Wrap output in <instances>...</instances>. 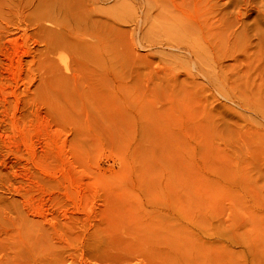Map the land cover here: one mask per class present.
<instances>
[{
	"label": "rangeland",
	"instance_id": "1",
	"mask_svg": "<svg viewBox=\"0 0 264 264\" xmlns=\"http://www.w3.org/2000/svg\"><path fill=\"white\" fill-rule=\"evenodd\" d=\"M23 1L0 0L2 27ZM104 2L12 31L35 80L4 81L18 95L0 101V264H264V0H213L223 51L200 63L164 44L145 0Z\"/></svg>",
	"mask_w": 264,
	"mask_h": 264
},
{
	"label": "bare ground",
	"instance_id": "2",
	"mask_svg": "<svg viewBox=\"0 0 264 264\" xmlns=\"http://www.w3.org/2000/svg\"><path fill=\"white\" fill-rule=\"evenodd\" d=\"M21 1V0H20ZM29 2V4L30 5H27V3H24V1L22 2V3H24L26 6H31V7H28V9H27V11H24V10H21L20 9V7L19 8H17L18 6V4H19V2L18 3H16L17 5H15V7L17 8H9V9H14L12 12L13 13H10L11 12V10H9V11H7V12H9L10 14L8 15V17L7 16H3L4 18H7L8 20H9V22H6L5 24H7L8 26L10 25V27H14L13 29L14 30H11V28L10 27H8L7 25H5L4 23V26L2 27L1 26V23H0V59H4L3 60V67H1L0 68V95H1V97H0V101H1V103H2V106H4L5 105V107L7 106V103H8V106H9V104H11L12 102H10L9 103V99H11V98H9V97H13L14 96V94H15V96L11 99V100H15L16 99V96L18 95H16V93H15V91L14 90H11V89H13V87L11 88V86L10 85H7L5 82H8L9 84H11V83H13L12 81H16V80H20V81H22V80H24V78H26L25 76H29V74L32 76V81L33 80H35V73H34V71L31 69V68H28V73H26L25 74V71L24 70H22L23 68H24V65H23V61H25L24 59H26L25 58V56H29V54H30V52H29V50L26 48V47H24L23 46V44L21 43L22 41L19 39V37L17 36H15V37H13L12 35V31H19L20 30V27L22 28V26H26L27 27V25H33V26H38V27H36V28H41V27H43V25L45 24V23H48V24H59V23H61V22H63L64 21V25L63 26H65L66 28H68L67 26V24L69 23V21L67 22V24H66V16H67V14H66V12H68L67 10L69 9V8H72L73 6H75L74 8H76L77 6H76V3H78V2H80V3H82L83 5V7L82 8H84L85 6H86V8H89L88 6H90V8L93 6V4L95 5V4H98V3H102V5H103V2L104 1H106V0H47L48 2L50 1V3H52L51 4V6L49 7V8H46V9H44L45 8V5H43V4H50V3H42L40 0H38V2H37V0H36V2L37 3H35V1H33V5H31V0H28ZM125 1V0H124ZM128 1V0H127ZM146 1V5H150L151 6V8H153V9H155V10H153L152 9V11L154 12H156V14H155V12H154V14H155V16H154V18L156 19V22H159L160 23V19H162L163 21L162 22H166L165 23V28H166V25L167 26H169V28L164 32V34H162L161 36V38H163V37H165V35H166V33L168 34L167 35V38L169 39V41H167V42H165L166 40H168V39H166V38H163V39H165V41H164V44L166 43V45L168 46V44H169V46L171 47V48H174V49H176V50H178V51H185L184 53H185V55L188 53V55H186L187 57L189 56V54L190 55H194L195 56V60H197V58L198 57H201L202 55H203V53H205V52H207V53H210V55L211 54H214V53H217V51L218 50H222V49H220V48H217L216 49V47H215V44H214V51H213V49L209 46V42H212V40L213 41H215V40H217V39H220L222 36H224L225 35V30H226V26H225V22H224V20H222L223 21V23H222V21H220V19L223 17L222 16V14L221 15H219V13H221V12H219L218 14H215V13H212V14H209L210 12L209 11H211L210 9L211 8H214V5H215V3H213V0L211 1V0H167V4H165V5H163V4H161L158 0H145ZM156 1H158V2H156ZM25 2H27V0H25ZM54 2V3H53ZM143 2H144V0H143ZM209 2H212V4H210ZM217 2V1H216ZM247 2V1H246ZM105 3V2H104ZM107 3V2H106ZM120 3V2H119ZM250 3V2H249ZM15 4V3H14ZM20 4H21V2H20ZM145 4V3H144ZM25 5H23L24 7H25ZM46 5V6H47ZM99 5V4H98ZM236 5V4H235ZM239 5V4H238ZM14 6V5H13ZM67 7V9H65V7ZM100 7H103V6H101V4L99 5ZM121 6V5H120ZM120 6H117L116 8H118V7H120ZM219 6V5H218ZM225 6V5H224ZM232 6V5H231ZM235 7V6H234ZM238 7V6H237ZM21 8L23 9V7L21 6ZM26 8V7H25ZM80 8H81V5H80ZM79 8V6H78V10L80 9ZM81 8V9H82ZM94 8H99V7H97V5H96V7L94 6ZM215 8H217V6L215 7ZM221 8V7H220ZM236 8V7H235ZM234 8V9H235ZM255 8V7H254ZM85 9V8H84ZM84 9H82V11L84 10ZM103 9V8H102ZM102 9H98L99 11L97 12V10L95 11L96 13H99L100 12V19H99V21L100 22H103L104 20L103 19H106V18H102V16L104 17V13H105V9L104 10H102ZM147 9V8H146ZM218 9V8H217ZM216 9V10H217ZM29 10V11H28ZM77 10V9H76ZM93 10V9H92ZM91 10V11H92ZM213 10V9H212ZM229 10V9H228ZM246 10V9H245ZM46 11V12H45ZM75 11V9L73 10V12ZM82 11L80 12V13H82ZM94 11V10H93ZM102 11H104V13L102 12ZM151 11V10H150ZM215 11V10H214ZM213 11V12H214ZM235 11V10H234ZM256 11V10H255ZM6 12V13H7ZM27 12V14H28V16L27 15H25V13ZM61 12H63V15H61ZM83 12H85V11H83ZM89 12L90 11H88V13H87V15L89 14ZM236 12V11H235ZM22 13H24V15H21ZM77 13V12H76ZM76 13L74 14V15H76ZM103 13V15L101 16V14ZM237 13V12H236ZM235 13V14H236ZM4 14V13H3ZM69 14L71 15V13L69 12ZM78 14V13H77ZM84 15L86 14V13H83ZM82 14V15H83ZM93 14V13H92ZM230 14V13H229ZM246 14V13H245ZM5 15H7V14H5ZM80 15V14H79ZM91 15V14H90ZM98 15V14H97ZM30 16V17H29ZM92 17H93V15H91ZM143 16V15H142ZM220 16H222V17H220ZM235 16V15H234ZM239 16H240V14H239ZM68 17H69V15H68ZM72 17H74V16H71V18ZM79 17V16H78ZM82 17V16H81ZM84 17V16H83ZM85 17H87L86 15H85ZM89 17V16H88ZM94 17H95V15H94ZM99 17V15L97 16V18ZM240 17H242V16H240ZM70 18V17H69ZM68 18V19H69ZM74 18H76V17H74ZM96 18V17H95ZM94 18V19H95ZM96 18V19H97ZM142 18V17H141ZM153 18V19H154ZM225 18V17H224ZM1 19V18H0ZM78 19V18H77ZM82 19V18H81ZM86 19V21H88L87 20V18H85ZM154 19V20H155ZM3 22H4V20H6V19H1ZM70 20V19H69ZM72 20H75V19H73L72 18ZM98 20V19H97ZM143 20H144V18H143ZM159 20V21H158ZM233 20H234V17H233ZM76 21V20H75ZM78 21H79V19H78ZM94 21V20H93ZM96 21V20H95ZM106 21V20H105ZM236 21V20H235ZM240 21V20H239ZM239 21H237V22H239ZM1 22V21H0ZM90 22H92V21H90ZM236 22V24H238ZM254 22H255V20H254ZM254 22H253V25H254ZM77 23V22H76ZM155 23V22H154ZM154 23L152 24V26L154 25ZM228 23V22H227ZM257 23V22H256ZM2 24V25H3ZM72 24H74V22H72ZM78 24V23H77ZM99 24V23H98ZM161 24V23H160ZM160 24H159V26H160ZM228 24H230V23H228ZM29 25V26H30ZM67 25V26H66ZM70 26H71V23L69 24ZM102 25H103V23H102ZM163 26H164V23L162 24ZM235 25V24H234ZM241 25V24H240ZM44 26H46V25H44ZM154 26H156V25H154ZM216 26H222L223 28L225 27V30H223L224 31V35L221 33V31H220V33L217 31V27ZM48 27V26H47ZM53 27L55 28V26L53 25ZM228 27V26H227ZM254 27H256V25L254 26ZM253 27V28H254ZM27 28H29V27H27ZM39 28V29H40ZM44 28V27H43ZM56 28H60V27H58V26H56ZM156 28V27H155ZM161 28V30H162V26L161 27H159V29ZM164 27H163V30L165 29ZM242 28V27H241ZM261 28V27H260ZM259 28V29H260ZM51 29V28H50ZM49 29V30H50ZM62 29H64V28H62ZM70 29V28H69ZM228 29V28H227ZM240 29V28H239ZM22 30H23V32H25L26 30H25V27H24V29H21L20 31L22 32ZM25 30V31H24ZM47 30V29H46ZM45 30V31H46ZM48 30V31H49ZM52 30V29H51ZM60 30V29H59ZM67 30V29H66ZM72 30V29H71ZM71 30H69V32L68 33H71L70 31ZM157 30V29H156ZM219 30V29H218ZM238 30V29H237ZM40 31V30H39ZM53 32H52V35H53V33H54V30H52ZM160 31V30H159ZM222 31V32H223ZM22 32V34H25V33H23ZM28 32V31H27ZM44 32V31H43ZM50 32V31H49ZM62 32V31H61ZM64 32H66L65 30H64ZM234 32H236V30H234ZM262 32V31H261ZM35 33V32H34ZM36 33H37V31H36ZM56 33V32H55ZM63 33V32H62ZM163 33V32H162ZM220 35H219V34ZM262 33H264V32H262ZM17 34V33H16ZM27 34V33H26ZM28 34H30V33H28ZM221 34H222V36H221ZM15 35V34H14ZM17 35H19V33L17 34ZM36 35V34H35ZM59 35H61V34H59ZM158 35V34H157ZM160 35V34H159ZM164 35V36H163ZM232 34H229V35H227L228 36V38H229V36H231ZM245 35V34H244ZM262 35V34H261ZM22 36V35H21ZM28 36H30L31 37V34L30 35H28ZM42 36V35H41ZM227 36H225V37H227ZM234 36V35H233ZM236 36V35H235ZM44 38H45V35L43 36ZM47 37V36H46ZM56 37V36H55ZM157 37V36H156ZM160 37V36H159ZM20 38H22V37H20ZM35 38V37H34ZM51 38H53V37H48V39H50L51 40ZM236 38V37H235ZM246 38V37H245ZM4 39H6L5 40V43L3 42L4 41ZM26 39H27V36H26ZM36 39H38V38H36ZM42 39V38H41ZM47 39V40H48ZM212 39V40H211ZM223 39V38H222ZM21 42H20V41ZM22 40H24V38H22ZM39 40V39H38ZM49 40V41H50ZM55 40V39H54ZM211 40V41H210ZM223 40H225V39H223ZM222 40V42H224ZM25 41V40H24ZM23 41V42H24ZM219 41V40H218ZM257 41V40H256ZM262 41H264V40H262ZM45 44H47V43H49L48 41L47 42H45V41H43ZM51 42V41H50ZM52 42H54V41H52ZM57 42V41H56ZM158 42H161V41H158ZM163 42V41H162ZM229 42H230V40H229ZM28 43H29V41H28ZM38 43H40V41L38 42ZM58 43V42H57ZM219 43V42H218ZM231 43V42H230ZM25 44V43H24ZM54 44H55V42H54ZM163 44V43H162ZM203 44H206L207 46H208V51H205V48L203 49V47H202V45ZM222 44H224V43H222ZM27 45H29V44H27ZM40 45V44H39ZM52 45V44H51ZM60 45V44H59ZM58 45V46H59ZM159 45V44H158ZM236 45V44H235ZM256 45V44H255ZM259 45V44H258ZM45 46V45H44ZM168 46V47H169ZM217 46V45H216ZM224 46V45H223ZM225 46H226V44H225ZM233 46H234V44H233ZM23 47L24 48H26L28 51H25V49H23ZM28 47V46H27ZM31 47V46H30ZM35 47V46H34ZM37 47V46H36ZM56 47V46H55ZM55 47L53 48V50H52V48L51 47H47V49L45 48H43L42 47V49H41V51L42 52H44L43 54H44V56H43V59H46L47 58V56H49L50 55V53H51V51H50V49L52 50V51H54V49H55ZM62 47V46H61ZM169 47V48H170ZM218 47V46H217ZM236 47H237V45H236ZM239 47V46H238ZM261 47H264V45H262ZM48 48H50V49H48ZM58 48V47H57ZM257 48V47H256ZM30 49V48H29ZM168 49V48H167ZM182 49V50H181ZM228 49V48H227ZM236 49V48H235ZM32 50V49H31ZM34 50H36V49H34ZM33 50V53L35 52ZM39 50V49H38ZM38 50H36L37 52H38ZM48 50V51H47ZM56 50V49H55ZM215 50H216V52H215ZM252 50V49H251ZM169 51H172V50H169ZM178 51H175V52H177L178 53ZM223 51V50H222ZM227 51V50H226ZM249 51V50H248ZM261 51V50H260ZM32 52V51H31ZM225 52V51H224ZM256 52V51H255ZM39 53V52H38ZM38 53H36L37 55V57H38V59H39V57H41V55L39 56V54ZM47 53V54H46ZM53 54L55 53V52H52ZM172 53V52H171ZM180 53V52H179ZM183 53V52H182ZM182 53H180V54H182ZM183 53V54H184ZM207 53H205V56H206V54ZM222 54H224L223 52H221ZM261 53V52H260ZM32 54V53H31ZM31 54H30V56H31ZM35 54V53H34ZM42 54V53H41ZM53 54H51L52 56H53ZM174 54V53H173ZM47 55V56H46ZM50 55V56H51ZM215 55V54H214ZM231 55H232V53H231ZM258 55V54H257ZM256 55V57H258L259 58V56H257ZM262 55V54H261ZM52 56H51V58H52ZM208 56H209V54H208ZM212 56V55H211ZM217 56V55H216ZM216 56H214V57H216ZM33 59L35 58V56H31ZM46 57V58H45ZM186 57V58H187ZM252 57V56H251ZM30 58V57H29ZM32 58L30 59L31 61H32V63H33V61L35 60H32ZM184 58V57H183ZM193 58V57H192ZM191 58V59H192ZM203 58H205L204 56H203ZM209 58V57H208ZM207 57L205 58L206 60H209V59H211V58H209L208 59ZM213 58V57H212ZM226 58V57H225ZM250 58V57H249ZM253 58H255L254 57V55H253ZM43 59H41L40 58V60H37L36 62V64H37V73H38V77H41L42 76V73L44 72V66L43 65H46V63H47V61H48V59H50V57L49 58H47V61L45 60H43ZM54 58H52V60H53ZM189 59H190V57H189ZM188 58H187V60H189ZM202 59V58H201ZM214 59V60H213ZM212 59V61H210L211 63L214 61H216L215 59H217V57L216 58H213ZM257 59V58H256ZM260 59V58H259ZM258 59V60H259ZM55 60V59H54ZM195 60H192L190 63H191V65L192 64H195L196 63V61ZM225 60V59H224ZM240 60V59H239ZM249 60V59H248ZM252 60H254V59H252ZM1 62H2V60H0ZM56 61V60H55ZM190 61V60H189ZM195 61V62H194ZM197 61H199V59L197 60ZM205 61V60H204ZM242 61H244V59H242L241 60V62ZM49 62V61H48ZM50 62L52 63V61L50 60ZM188 62V61H187ZM200 62H202V60L201 61H199V63ZM207 63H208V61H206ZM209 62V63H210ZM245 62V61H244ZM254 62V61H253ZM258 62V61H257ZM262 62H264V61H262ZM51 63H49L48 65L50 66V64ZM198 63V64H199ZM203 63H205V62H203ZM207 63H205V64H203V65H205L206 67H205V69L203 68V67H201V65L199 66L197 63H196V65L197 66H199L200 67V70H201V68H203L202 70H204L203 72H204V74H205V78H206V80H207V82L208 83H213L212 85H219V83H220V81H221V79H220V77H219V75L217 76V73H215V70H214V67H212V65H211V70L209 71L208 69H207V65H209V64H207ZM217 63V62H216ZM2 64V63H1ZM54 64H56V62L54 63ZM54 64L52 65V67L54 66ZM207 64V65H206ZM213 64V63H212ZM215 64V63H214ZM213 64V65H214ZM225 64V63H224ZM240 64V63H239ZM262 64V63H261ZM23 65V66H22ZM47 65V66H48ZM195 65V66H196ZM202 65V66H203ZM250 65V64H249ZM26 66V65H25ZM33 66H36V65H33ZM49 66L47 67V69L50 71L51 70V68H49ZM186 66H187V64H186ZM216 66V65H215ZM225 66H226V64H225ZM224 66V67H225ZM228 66V65H227ZM244 66V65H243ZM250 66H253V65H250ZM249 66V67H250ZM261 66V65H260ZM260 66H259V68H260ZM31 67V66H30ZM190 67V66H189ZM36 68V67H35ZM41 68H43L42 69V72H41ZM194 68V67H193ZM197 68V67H196ZM210 68V67H209ZM218 68H220V67H218ZM226 68V67H225ZM190 69V68H189ZM207 69V70H206ZM235 69V68H234ZM243 69H244V67H243ZM247 69V68H246ZM261 69V68H260ZM35 70V71H36ZM47 70V71H48ZM256 70V69H255ZM257 70H258V68H257ZM23 71H24V73H23ZM48 71V72H49ZM52 71H53V69H52ZM197 71H199V69H197ZM220 71V70H219ZM239 71H241V70H239ZM242 71H244V70H242ZM250 71V70H249ZM262 71H264V70H262ZM45 72H46V69H45ZM44 72V73H45ZM201 72V71H200ZM5 73V74H4ZM47 73V72H46ZM45 73V74H46ZM195 73H197V72H195ZM237 73V72H236ZM246 73V72H245ZM251 73V72H250ZM254 73V72H253ZM5 76H4V75ZM51 74V73H50ZM198 74H200V73H198ZM221 74V73H220ZM239 74V73H238ZM53 75V74H52ZM223 75V74H222ZM45 76V75H44ZM203 76V75H202ZM255 76V75H254ZM37 78V77H36ZM44 78V77H43ZM222 78V77H221ZM231 78V77H230ZM259 78V77H258ZM29 79V78H28ZM41 79V78H40ZM46 79V78H45ZM238 79H239V77H238ZM26 80V79H25ZM39 80V79H38ZM5 81V82H4ZM9 81H11V82H9ZM27 81V80H26ZM228 81V80H227ZM237 81V80H236ZM258 81V80H257ZM17 82V81H16ZM28 82V81H27ZM256 82V81H255ZM20 83V82H19ZM32 83V82H31ZM14 85H16L15 84V82L13 83ZM39 84L40 83H38V85L36 86V87H34L36 90H37V88H38V86H39ZM221 84H222V81H221ZM236 84V83H235ZM257 84V83H256ZM14 85H12V86H14ZM27 85V84H26ZM31 85H33V84H31ZM16 86H18V82H17V85ZM229 86V85H228ZM41 87H39L38 89H40ZM224 88V87H223ZM15 89H17L16 87H15ZM23 89V88H22ZM35 89H33V91H36ZM41 90V89H40ZM40 90H38V92L40 91ZM28 91V90H27ZM17 92V91H16ZM18 92H20V91H18ZM29 92V91H28ZM27 92V93H28ZM37 92V91H36ZM35 92V93H36ZM21 93V92H20ZM26 93V92H25ZM24 93V94H25ZM40 94V93H39ZM23 95V94H22ZM31 95V94H30ZM25 96V95H24ZM23 96V97H24ZM26 96H28L27 94H26ZM46 97V96H45ZM44 97V98H45ZM10 100V101H11ZM33 101L35 100L34 98L32 99ZM46 100V99H45ZM44 100V101H45ZM24 101H26V97H25V100ZM37 101H38V99H37ZM44 101H42V102H44ZM48 101V100H47ZM27 102H32V101H27ZM38 102H40V100L38 101ZM0 103V104H1ZM26 103V102H25ZM33 103V102H32ZM36 103V102H35ZM48 103V102H47ZM21 104V103H20ZM50 104V103H49ZM17 105V104H16ZM24 105H26V104H24ZM28 105H29V103H28ZM27 105V106H28ZM34 105V104H33ZM43 105V104H42ZM53 105H54V103H53ZM7 106V107H8ZM11 106V105H10ZM20 106H22V105H20ZM6 107V108H7ZM33 107H36V105L35 106H33ZM38 107H39V105H38ZM44 107V106H43ZM5 108V109H6ZM10 108V107H9ZM8 108V109H9ZM12 108V107H11ZM15 108V107H14ZM37 108V107H36ZM50 108V107H49ZM8 109H6V110H8ZM21 109V108H20ZM26 109V108H25ZM53 109V108H52ZM4 110V109H3ZM3 110H1L0 109V113H3L2 111ZM10 110H12V109H10ZM9 110V111H10ZM22 110V109H21ZM29 109H27L26 111H28ZM35 110V109H34ZM38 110V109H37ZM8 111V112H9ZM7 112V111H6ZM6 112H5V114H6ZM14 112V111H13ZM23 113H25L24 111H22ZM30 112H31V110H30ZM33 112V111H32ZM21 113V112H20ZM27 113H29V112H26V114ZM33 113H35V112H33ZM8 114V113H7ZM6 114V115H7ZM16 114V113H15ZM36 114H37V112H36ZM1 115V114H0ZM3 115V114H2ZM6 115H4V116H6ZM11 115H13L12 113H10V115H9V117H11ZM22 115V114H21ZM24 115V114H23ZM14 116V115H13ZM17 116V115H16ZM19 116V115H18ZM25 116H28V114L27 115H25ZM2 116H0V118H1ZM8 117V116H7ZM8 117V118H9ZM15 117V116H14ZM22 117V116H21ZM24 117V116H23ZM22 117V119H24ZM29 117V116H28ZM27 117V118H28ZM6 118V117H5ZM4 119V118H3ZM11 119V118H10ZM12 119H13V117H12ZM16 119V118H15ZM26 119V118H25ZM24 119V120H25ZM8 120V122L7 123H9V122H11V121H13V120H10L9 121V119H7ZM1 122H2V119L0 120ZM16 121H18V120H16ZM16 121H14L15 123H16ZM4 122V121H3ZM5 122V123H6ZM14 122H13V125H11V127L13 126L14 128H15V126H14ZM20 122V121H19ZM21 123H23L22 121H21ZM10 124V123H9ZM9 124H6V125H9ZM12 124V123H11ZM15 125H17V124H15ZM5 127H7V126H5ZM20 127V126H19ZM0 128H1V125H0ZM4 130H5V128H3ZM2 129V130H3ZM10 129V128H9ZM1 130V129H0ZM6 131V130H5ZM8 131H10V130H8ZM4 132V131H3ZM2 131H1V133H3ZM5 133V132H4ZM9 133V132H8ZM4 135H6V134H4ZM7 136V135H6ZM2 137H4V139H5V136H2ZM1 137V138H2ZM1 143H3L2 141H0ZM4 144V143H3Z\"/></svg>",
	"mask_w": 264,
	"mask_h": 264
}]
</instances>
